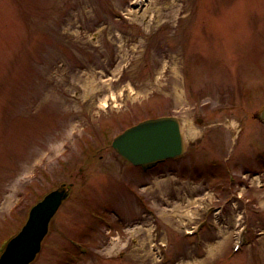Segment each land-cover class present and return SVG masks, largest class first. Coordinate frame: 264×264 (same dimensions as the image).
Returning <instances> with one entry per match:
<instances>
[{"label": "rangeland", "instance_id": "rangeland-1", "mask_svg": "<svg viewBox=\"0 0 264 264\" xmlns=\"http://www.w3.org/2000/svg\"><path fill=\"white\" fill-rule=\"evenodd\" d=\"M144 2L0 0V252L71 182L30 264H264V0ZM160 116L184 151L143 172L112 140Z\"/></svg>", "mask_w": 264, "mask_h": 264}, {"label": "water", "instance_id": "water-1", "mask_svg": "<svg viewBox=\"0 0 264 264\" xmlns=\"http://www.w3.org/2000/svg\"><path fill=\"white\" fill-rule=\"evenodd\" d=\"M260 116L264 120V109ZM112 147L133 164L177 157L184 151L180 124L174 116L147 118L129 126L113 138ZM66 195L65 189H54L30 208L24 224L1 252L0 264H29L33 260L49 220Z\"/></svg>", "mask_w": 264, "mask_h": 264}, {"label": "bare ground", "instance_id": "bare-ground-1", "mask_svg": "<svg viewBox=\"0 0 264 264\" xmlns=\"http://www.w3.org/2000/svg\"><path fill=\"white\" fill-rule=\"evenodd\" d=\"M145 0H133V2H135V4L136 5H143L145 2H144ZM104 103H106V102H104ZM103 103V104H104ZM180 130H181V125H180ZM194 132V131H193ZM181 134H182V137H183V133L181 132ZM183 143H184V138H183ZM69 200V199H68ZM204 208V207H203ZM152 217V216H151ZM223 217H224V215H223ZM156 219H158V213H157V216H156ZM236 233V232H235ZM163 242V241H162ZM230 243H231V241L229 242V245H230ZM151 244L153 245L154 243H152L151 242ZM150 244V245H151ZM176 264V263H175Z\"/></svg>", "mask_w": 264, "mask_h": 264}]
</instances>
